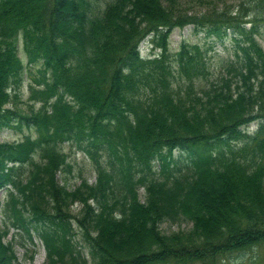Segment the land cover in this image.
<instances>
[{
    "label": "trees",
    "instance_id": "trees-1",
    "mask_svg": "<svg viewBox=\"0 0 264 264\" xmlns=\"http://www.w3.org/2000/svg\"><path fill=\"white\" fill-rule=\"evenodd\" d=\"M190 25L233 53L188 40L171 51ZM150 33L162 53L142 59ZM13 127L38 136L0 144V264H18L30 226L46 264H260L264 0H0V131ZM76 201L89 256L67 219Z\"/></svg>",
    "mask_w": 264,
    "mask_h": 264
},
{
    "label": "rangeland",
    "instance_id": "rangeland-1",
    "mask_svg": "<svg viewBox=\"0 0 264 264\" xmlns=\"http://www.w3.org/2000/svg\"><path fill=\"white\" fill-rule=\"evenodd\" d=\"M100 2H103L105 0H98ZM214 2H218V0H213ZM182 39H189V41L191 42H200V43H206V45L208 44V41H206L204 34H197L196 32H194L193 27H187L183 30H176L172 37H171V49L173 51H176V49L179 46V43L181 42ZM210 42L213 44V41L210 40ZM214 47L218 50V52H221L222 54L225 55H231L233 53V49L230 46L229 42L227 41L224 45L218 43V44H214ZM143 53L147 52V49L145 48V46L142 47ZM38 73L37 70H32L31 72H29V76L28 79L31 81L32 79L35 78V75ZM27 83H25L24 85H26ZM3 133L0 134V142L3 141H11V140H15L17 138H19V136L17 135V133L15 132V130H8V131H2ZM24 132H28L27 130H25ZM28 135V134H25ZM78 157V163L80 164H85L87 163V160H84L82 156H77ZM88 166L86 169V172H88ZM77 171V169H75ZM75 174H78V172H76ZM3 193V192H2ZM186 224H182L181 227L183 228H179L178 224L175 225H171L168 226V230L169 231H176L179 229H185L187 228V226H185ZM167 228V226H165ZM76 228V226H75ZM76 232V237L77 239H79V242L82 240V234L79 228L75 229ZM8 241H10V237L7 238ZM38 241V240H37ZM16 256L19 259L18 261L21 264H45V251H44V247L40 244L37 243L36 246H30L28 245V247L26 249H24L23 247H18L16 250ZM34 254V258H31V256ZM260 260V264H264V253H262L259 257ZM230 264L231 260L228 259V257L226 255H222L220 257V261L218 262V264ZM159 264H197L195 262H188V263H176L175 261H170V262H166V263H159ZM243 264H251L249 262H245Z\"/></svg>",
    "mask_w": 264,
    "mask_h": 264
}]
</instances>
